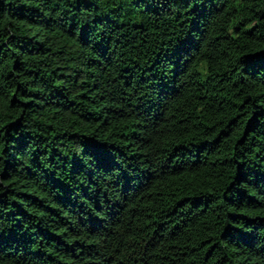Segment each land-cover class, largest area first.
<instances>
[{
    "label": "trees",
    "instance_id": "obj_1",
    "mask_svg": "<svg viewBox=\"0 0 264 264\" xmlns=\"http://www.w3.org/2000/svg\"><path fill=\"white\" fill-rule=\"evenodd\" d=\"M0 264H264V0H0Z\"/></svg>",
    "mask_w": 264,
    "mask_h": 264
}]
</instances>
